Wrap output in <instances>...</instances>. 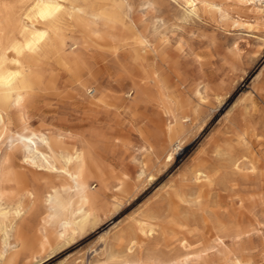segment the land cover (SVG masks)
Returning <instances> with one entry per match:
<instances>
[{
    "label": "rangeland",
    "instance_id": "374dc122",
    "mask_svg": "<svg viewBox=\"0 0 264 264\" xmlns=\"http://www.w3.org/2000/svg\"><path fill=\"white\" fill-rule=\"evenodd\" d=\"M1 1L21 7L26 0ZM75 1L86 16L83 26H62L65 52L77 43L76 52L109 79L103 84L128 83L127 73L146 70L159 71L161 82L151 81L147 93L126 97L102 119L108 181L97 210L73 229L61 216L48 217L58 239L44 249L17 246L12 264H171L177 257H187L184 264H233L235 256L263 264L264 0H187L197 15L186 0ZM132 91L127 85L117 94ZM47 95L36 107L28 104L31 128L59 126L64 115L77 137H89L90 121L77 105L58 91ZM182 99L193 119L181 129V149L172 152L167 130L177 124L175 102ZM16 112L11 106L10 115ZM146 140L165 153L149 159ZM196 170L206 171L202 182ZM90 186L99 183L92 179ZM1 240L0 264H7Z\"/></svg>",
    "mask_w": 264,
    "mask_h": 264
},
{
    "label": "bare ground",
    "instance_id": "6f19581e",
    "mask_svg": "<svg viewBox=\"0 0 264 264\" xmlns=\"http://www.w3.org/2000/svg\"><path fill=\"white\" fill-rule=\"evenodd\" d=\"M207 3L213 10V7L218 8L215 3ZM185 4L190 13H197L195 4L187 0ZM85 14L86 9L75 0H26L21 7L0 0V238L2 244L8 245L7 264L16 259L17 246L44 249L56 239L48 225V217L61 216L73 229L97 210L107 180L103 154L107 133L102 119H109L113 110L126 103V97L133 100L140 90L146 92L151 81L161 82L159 71L146 70L127 73L131 79L128 83L116 84L111 80L103 84L106 76L101 70L92 69L76 52L77 43H72V50L65 52L67 38L61 33L62 26H83ZM144 37L141 35L140 40ZM98 82L102 84L101 90L91 89ZM168 82L166 78L164 84ZM127 85L133 88L132 92L127 96L122 91L117 94ZM55 91L60 93L61 100L67 99L77 105L82 112L81 119L90 121L89 137L85 134L77 137L64 115L59 126L31 128L28 104L36 107L40 98ZM175 104L177 124L167 130L172 152L181 149V129L193 119L188 100L182 99ZM14 105L17 112L11 116L10 108ZM144 144L143 153L149 159L154 152L165 153L164 146L149 140ZM167 157V161L172 159V155ZM147 161L144 160L143 167ZM204 172L196 170L193 176L202 182ZM92 179L98 181V187L91 188ZM142 229L146 230L144 226ZM148 230L153 232L151 226ZM217 240L222 238L217 237ZM135 244L134 241L129 247L131 253ZM182 244L187 247V242ZM186 258H172L170 262L184 264L188 261ZM230 260L233 264H250L249 260L239 256Z\"/></svg>",
    "mask_w": 264,
    "mask_h": 264
}]
</instances>
